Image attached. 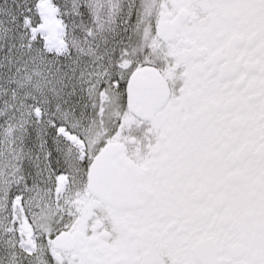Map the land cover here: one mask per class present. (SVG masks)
<instances>
[{
  "label": "snow or ice",
  "instance_id": "snow-or-ice-1",
  "mask_svg": "<svg viewBox=\"0 0 264 264\" xmlns=\"http://www.w3.org/2000/svg\"><path fill=\"white\" fill-rule=\"evenodd\" d=\"M0 264H264V0H0Z\"/></svg>",
  "mask_w": 264,
  "mask_h": 264
}]
</instances>
